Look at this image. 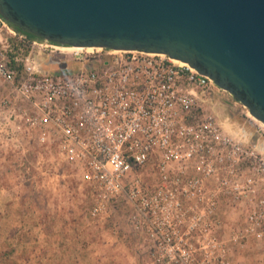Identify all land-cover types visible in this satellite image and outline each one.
Instances as JSON below:
<instances>
[{"label": "built area", "instance_id": "obj_1", "mask_svg": "<svg viewBox=\"0 0 264 264\" xmlns=\"http://www.w3.org/2000/svg\"><path fill=\"white\" fill-rule=\"evenodd\" d=\"M64 47L0 17L5 145L29 137L53 146L88 184L90 218L127 207L147 264H234L230 247L262 241L264 151L206 108L226 91L163 53ZM255 134L264 138L261 124ZM221 207L239 215L236 226Z\"/></svg>", "mask_w": 264, "mask_h": 264}, {"label": "water", "instance_id": "obj_2", "mask_svg": "<svg viewBox=\"0 0 264 264\" xmlns=\"http://www.w3.org/2000/svg\"><path fill=\"white\" fill-rule=\"evenodd\" d=\"M0 17L62 46L166 54L264 125V0H0Z\"/></svg>", "mask_w": 264, "mask_h": 264}, {"label": "rangeland", "instance_id": "obj_3", "mask_svg": "<svg viewBox=\"0 0 264 264\" xmlns=\"http://www.w3.org/2000/svg\"><path fill=\"white\" fill-rule=\"evenodd\" d=\"M34 60L47 62L41 55ZM1 91L0 114L6 90ZM206 108L223 120L224 128L239 125L243 131L255 133L260 124L245 114L248 109L242 108L227 92H213ZM2 138L0 264L19 255L25 260L32 259L34 264L39 260L44 263L45 257L58 258L63 264L72 257L81 260L88 257L93 261L105 255L104 249L108 257L136 258L137 264H147V250L126 227L127 207H115L109 217L92 221L88 214L89 186L76 166L61 158L53 146L39 144L33 138L23 137L16 146L5 145ZM258 147L264 151L263 136L258 139ZM226 218L232 225L239 222L236 215ZM37 225L40 229L36 231ZM22 245L25 251L20 253ZM262 251L230 247L229 257L234 264H259ZM248 255L251 259H247Z\"/></svg>", "mask_w": 264, "mask_h": 264}, {"label": "crops", "instance_id": "obj_4", "mask_svg": "<svg viewBox=\"0 0 264 264\" xmlns=\"http://www.w3.org/2000/svg\"><path fill=\"white\" fill-rule=\"evenodd\" d=\"M219 121V123L222 125V122L223 120H220V119H217ZM223 127V126H222ZM224 128V127H223ZM226 131L234 134V135H243L247 138H249L250 140L252 141H255L257 142L258 144V139L259 137L255 134V133H252L250 131H243L242 127H240L239 125L236 127V128H233V127H230L228 126L227 128H224ZM264 140V138H263ZM229 215H236L237 217H239L238 214H233L232 210L230 208H224V207H221V211H220V216L225 220L227 226H232L231 221L230 219L226 218V216L229 217ZM92 221L94 220H100V219H92L90 218ZM240 219V217H239ZM126 222V221H125ZM126 224V227H127V223ZM233 226H236V224L233 222ZM37 229H40V226L37 225L36 227V231ZM128 230H129V227H128ZM21 232V230H19ZM27 232V231H26ZM28 233V232H27ZM131 234L133 235V233L131 232ZM133 237H135L138 242L140 243V239L136 236L133 235ZM21 243H23L21 241ZM141 245H142V242H141ZM248 249V251H250L251 249L254 250V249H260V250H264V238L262 239L261 242H253V241H248L246 242L243 246H242V249ZM250 249V250H249ZM106 249L103 250L104 252V256H100L98 257L97 259H93L90 260L88 257L86 258H82V260L79 258V257H76V258H70L68 259V262H66L65 264H128V261L131 263V264H137L136 262V258H127L125 259L124 257H120V256H106ZM23 251H25V248L24 246L22 245V247L20 248V253H23ZM259 254H261V251L259 252ZM262 254L261 257H259V264H264V251H262ZM12 258V259H11ZM254 258V257H253ZM247 259H251V256L248 255ZM42 260H39V262H36V264H63L62 262H59L58 258H50L48 259L47 257L44 258V263L43 262H40ZM4 264H34V262L32 261V259H27L25 260L24 257H22V255H19V256H10V260L9 262H6Z\"/></svg>", "mask_w": 264, "mask_h": 264}, {"label": "trees", "instance_id": "obj_5", "mask_svg": "<svg viewBox=\"0 0 264 264\" xmlns=\"http://www.w3.org/2000/svg\"><path fill=\"white\" fill-rule=\"evenodd\" d=\"M25 35L28 38H32V36H30L28 34H25ZM12 44L14 45L13 50L17 51L19 49V45H17V43L14 40H12ZM15 51L9 53V65L12 66V67H15L20 72L21 63H16V62L13 61V56H14Z\"/></svg>", "mask_w": 264, "mask_h": 264}, {"label": "bare ground", "instance_id": "obj_6", "mask_svg": "<svg viewBox=\"0 0 264 264\" xmlns=\"http://www.w3.org/2000/svg\"><path fill=\"white\" fill-rule=\"evenodd\" d=\"M74 48H75V47H64L62 50H64V51H72V50H75ZM181 62H182V61H181ZM247 114H249V117H250L252 120L257 121L253 116L250 115L249 112H247ZM261 125H262V124H261ZM262 126L264 127V125H262Z\"/></svg>", "mask_w": 264, "mask_h": 264}, {"label": "flooded vegetation", "instance_id": "obj_7", "mask_svg": "<svg viewBox=\"0 0 264 264\" xmlns=\"http://www.w3.org/2000/svg\"><path fill=\"white\" fill-rule=\"evenodd\" d=\"M51 65H53L54 67H57V65H55V64H51Z\"/></svg>", "mask_w": 264, "mask_h": 264}]
</instances>
